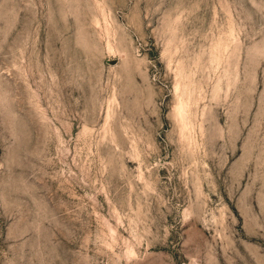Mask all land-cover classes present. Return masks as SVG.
<instances>
[{"label":"rangeland","instance_id":"rangeland-1","mask_svg":"<svg viewBox=\"0 0 264 264\" xmlns=\"http://www.w3.org/2000/svg\"><path fill=\"white\" fill-rule=\"evenodd\" d=\"M0 264H264V0H0Z\"/></svg>","mask_w":264,"mask_h":264}]
</instances>
